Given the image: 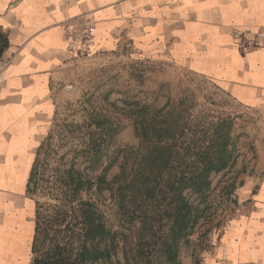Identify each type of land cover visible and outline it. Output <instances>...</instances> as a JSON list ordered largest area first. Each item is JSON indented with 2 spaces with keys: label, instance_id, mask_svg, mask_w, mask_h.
Masks as SVG:
<instances>
[{
  "label": "crops",
  "instance_id": "1",
  "mask_svg": "<svg viewBox=\"0 0 264 264\" xmlns=\"http://www.w3.org/2000/svg\"><path fill=\"white\" fill-rule=\"evenodd\" d=\"M83 14L97 24V53L170 61L264 119V43L243 52L238 40L264 42V0H0V264H31L28 179L57 91L81 62L62 25ZM257 167L264 171V145ZM239 188L252 209L230 218L217 257L205 264H264V174Z\"/></svg>",
  "mask_w": 264,
  "mask_h": 264
},
{
  "label": "trees",
  "instance_id": "2",
  "mask_svg": "<svg viewBox=\"0 0 264 264\" xmlns=\"http://www.w3.org/2000/svg\"><path fill=\"white\" fill-rule=\"evenodd\" d=\"M189 85L162 107L113 103L131 120L136 146L115 145L121 124L103 111L79 126L81 140L66 142L67 150L56 147L49 132L27 184L35 204L31 264H182L183 242L209 211L213 177L227 174L240 156L229 103L217 91ZM243 183L236 177L227 183L228 200ZM105 192L120 221L138 227L125 261L119 232L99 202ZM232 212L206 231L221 229Z\"/></svg>",
  "mask_w": 264,
  "mask_h": 264
},
{
  "label": "rangeland",
  "instance_id": "3",
  "mask_svg": "<svg viewBox=\"0 0 264 264\" xmlns=\"http://www.w3.org/2000/svg\"><path fill=\"white\" fill-rule=\"evenodd\" d=\"M193 84L201 86L204 92L217 91L218 99L225 98L229 103V108L236 116L240 148L236 165L227 174L220 173L213 177L210 208L205 222L188 241L183 242L180 251L182 264H205L207 259L217 257L223 234L229 228L231 220L223 222L222 228L214 230L211 234L206 231L208 227L213 222L222 220L226 213L233 211L234 217H237L249 213L252 209L251 199L244 197L239 187L232 201L228 200L225 194L228 190L227 183L232 178L244 180L245 183L249 179L257 181L264 174V171L257 167L259 151L264 145V119L258 112L238 103L210 79L202 78L170 61L144 58L131 50L97 53L94 57L81 60L79 67L73 71L72 79L57 91L51 141L60 150H67L69 146L66 142L77 144L81 140L79 136L82 131L79 126L96 112L103 111L121 124L115 145L136 146L139 138L134 132L131 120L124 117L119 109H115L113 103L123 106L141 101L162 107L169 98L176 97L184 86ZM116 171L115 167L111 174ZM98 172L97 170L93 173ZM109 197L108 192H105L99 202L107 213L109 223L119 232V257L124 260L125 254L131 256L138 227L120 221L116 206ZM161 261L155 260L154 264H164Z\"/></svg>",
  "mask_w": 264,
  "mask_h": 264
},
{
  "label": "built area",
  "instance_id": "4",
  "mask_svg": "<svg viewBox=\"0 0 264 264\" xmlns=\"http://www.w3.org/2000/svg\"><path fill=\"white\" fill-rule=\"evenodd\" d=\"M65 39L73 52V56L78 60L94 57L97 54V24L89 14L78 15L69 18L62 25ZM239 47L243 52L254 46L262 45L264 42L259 39H249L246 36L239 37ZM6 43H0V48ZM8 60H4L1 66L4 67Z\"/></svg>",
  "mask_w": 264,
  "mask_h": 264
}]
</instances>
